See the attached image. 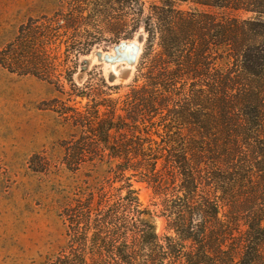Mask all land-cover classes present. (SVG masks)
<instances>
[{
	"label": "trees",
	"instance_id": "obj_1",
	"mask_svg": "<svg viewBox=\"0 0 264 264\" xmlns=\"http://www.w3.org/2000/svg\"><path fill=\"white\" fill-rule=\"evenodd\" d=\"M158 1L144 20L137 75L119 99L102 89L120 86L98 75L101 89L79 88L75 71L54 64L64 66L61 53H89L103 25L133 24L129 16L144 15L142 0L71 7L53 28L23 24L15 43L0 47L10 73L52 83L68 72L69 93L89 101L63 113L86 137L63 148L62 166L91 177L63 197L67 240L45 264H264V0ZM110 4L126 13L116 23L103 20ZM156 129L164 145L153 140ZM159 165L179 181L164 200V236L136 187L161 191Z\"/></svg>",
	"mask_w": 264,
	"mask_h": 264
},
{
	"label": "rangeland",
	"instance_id": "obj_2",
	"mask_svg": "<svg viewBox=\"0 0 264 264\" xmlns=\"http://www.w3.org/2000/svg\"><path fill=\"white\" fill-rule=\"evenodd\" d=\"M142 1L144 15L141 18L129 16V21L135 19V22L128 25H103L100 31L104 30L105 34L96 37L97 43L89 53L81 55L79 60L72 56L67 60V56L61 53L58 56L64 66H55V63L54 68L75 71L73 82L79 88L101 89L102 85L96 80L99 75L108 84L120 86L119 90L103 88V91L112 94L113 99L122 97L137 75L146 47L148 34L144 20L154 4L160 5L158 0ZM92 2L94 0H0V47L15 43L23 24L40 29L47 25L53 28L71 7L89 11ZM110 5L114 8L103 20L116 23L126 13L118 6ZM190 7L193 5L179 6L181 10ZM83 29L92 31L91 26ZM113 34L122 37L118 43H111ZM126 36L129 38H123ZM120 42L134 43L139 47L134 62L130 59L131 50H127L124 61L116 60L119 56L115 46ZM65 47L62 46V52ZM106 56L116 57L114 63H107ZM68 74L56 73L50 83L46 78L10 73L0 66V264H45L47 257L59 251L67 240L65 222L61 217L63 197L74 194L77 187L91 177L89 170L74 176L62 166L63 148L86 137L67 121L69 116L63 113L73 107L83 108L89 102L69 93L71 86L65 80ZM157 133L153 136L155 143H167L166 134L161 130ZM158 170L166 180L161 191L156 193L146 183H136V187L141 202L158 215L154 219L157 232L164 236L171 225L167 217L161 216L164 200L179 181L173 184L162 165ZM89 181L92 182L93 177Z\"/></svg>",
	"mask_w": 264,
	"mask_h": 264
},
{
	"label": "water",
	"instance_id": "obj_3",
	"mask_svg": "<svg viewBox=\"0 0 264 264\" xmlns=\"http://www.w3.org/2000/svg\"><path fill=\"white\" fill-rule=\"evenodd\" d=\"M115 50L117 55L119 56L116 60L124 61L125 55H127V50H131L132 54L130 55L131 61L134 62L137 54L139 52V47L136 46L134 43H127V42H120L117 46H115ZM98 56L101 58V54L99 53ZM116 57H105V61L107 63H114Z\"/></svg>",
	"mask_w": 264,
	"mask_h": 264
}]
</instances>
